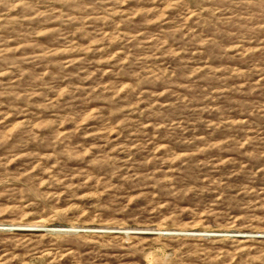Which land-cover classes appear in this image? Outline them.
<instances>
[{"label": "rangeland", "instance_id": "374dc122", "mask_svg": "<svg viewBox=\"0 0 264 264\" xmlns=\"http://www.w3.org/2000/svg\"><path fill=\"white\" fill-rule=\"evenodd\" d=\"M0 264H264V0H0Z\"/></svg>", "mask_w": 264, "mask_h": 264}, {"label": "water", "instance_id": "95a60500", "mask_svg": "<svg viewBox=\"0 0 264 264\" xmlns=\"http://www.w3.org/2000/svg\"><path fill=\"white\" fill-rule=\"evenodd\" d=\"M13 228H20L19 226H11ZM40 229H52V230H59V231H71V230H80V229H85V228H71V227H65V226H60V227H39ZM88 229V228H87ZM133 231H142V230H133Z\"/></svg>", "mask_w": 264, "mask_h": 264}, {"label": "bare ground", "instance_id": "6f19581e", "mask_svg": "<svg viewBox=\"0 0 264 264\" xmlns=\"http://www.w3.org/2000/svg\"><path fill=\"white\" fill-rule=\"evenodd\" d=\"M42 226V225H41ZM41 226H32V227H28V228H30V229H33V228H37V229H40L39 227H41ZM27 228V227H26ZM133 230V229H132ZM137 230V229H136ZM144 230V229H143ZM142 230V231H143ZM150 230V229H149ZM146 231H147V229H146ZM125 232V231H124ZM128 232H130V231H128ZM140 232V231H139ZM152 233V232H151Z\"/></svg>", "mask_w": 264, "mask_h": 264}]
</instances>
